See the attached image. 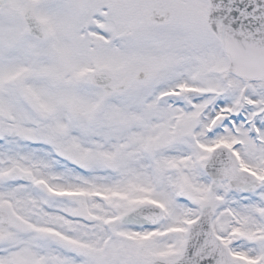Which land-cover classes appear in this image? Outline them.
<instances>
[{
  "label": "snow or ice",
  "instance_id": "snow-or-ice-1",
  "mask_svg": "<svg viewBox=\"0 0 264 264\" xmlns=\"http://www.w3.org/2000/svg\"><path fill=\"white\" fill-rule=\"evenodd\" d=\"M0 264H264V0H0Z\"/></svg>",
  "mask_w": 264,
  "mask_h": 264
}]
</instances>
